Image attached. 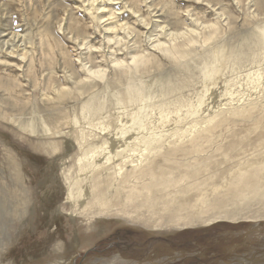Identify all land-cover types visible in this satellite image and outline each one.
I'll use <instances>...</instances> for the list:
<instances>
[{"label": "rangeland", "instance_id": "374dc122", "mask_svg": "<svg viewBox=\"0 0 264 264\" xmlns=\"http://www.w3.org/2000/svg\"><path fill=\"white\" fill-rule=\"evenodd\" d=\"M111 5L121 46L87 0H0V38L19 33L26 42L14 43L28 52L25 61L0 47V80L21 86L0 87V264H264V0H113L103 11ZM170 32L187 42L175 58L154 47L158 39L171 49ZM135 54L151 66L134 69ZM114 71L124 78L107 87ZM59 87L68 97L55 96ZM128 90L143 100L130 125L146 130L124 141L144 137L147 150L124 161L120 149L92 171L105 204L83 215L77 140L100 146L106 134L84 126L80 109L94 101L101 113L87 119L115 129L127 118L112 97ZM219 215L232 219L175 225Z\"/></svg>", "mask_w": 264, "mask_h": 264}, {"label": "bare ground", "instance_id": "6f19581e", "mask_svg": "<svg viewBox=\"0 0 264 264\" xmlns=\"http://www.w3.org/2000/svg\"><path fill=\"white\" fill-rule=\"evenodd\" d=\"M112 1L113 0H100L99 2H98V0H87V2H88V5H89V7H90V9H86V10H88V11H93V13H94V17H93V19L94 20H98L100 17H97V14L98 13H104L105 15H103V16H101V17H106V16H108L109 17V25H107V27H108V29H106L107 31H108V33H110L111 35H114L116 38V40L115 41H117L116 43H118L120 46L122 45V44H120V40L121 39H118L117 37V32L120 30V31H124L125 29H124V26L122 27V26H120V24H118L119 26H117L116 25V21H113L112 19L113 18H115V17H112V16H116L115 15V13L113 12L114 10H113V5H111L110 6V8H109V10L105 13V11H103L106 7H108V6H106V4H107V2H111L112 3ZM100 4V6H98V3ZM98 6V7H97ZM99 10H101V11H99ZM118 28H120V29H118ZM127 29V28H126ZM218 25L217 24H213V26H208V30L205 32V34L203 35L204 36V39H205V41H211L212 39H214V37H216V35H217V33H218ZM6 30V29H5ZM2 31V32H7L8 30H6V31ZM127 31H128V29H127ZM125 32V31H124ZM10 35H11V37H10V39L9 40H7L6 39V35L7 34H4L3 36H1V38H0V47H3V46H6L7 47V49H11L8 53H7V55L8 56H10V58L11 57H13V56H15V54L17 55V57L19 56L20 57V59H22V60H25L26 59V53H28V52H26V49H22V50H20V52H19V50H18V47L16 46V44L14 43V38H17V41H20L21 42V44H25V42H26V37H23V36H21L19 33L17 34V33H14V32H12V33H9ZM179 35H181V34H174V33H172V32H170V34L166 37L167 39V42L168 43H170V44H172V47H171V49L169 48V49H167V47H166V43H161V41H159L158 39H156L155 40V45H154V47L155 48H158V49H160V52H162L163 54H165V55H167L168 57L167 58H169V57H171V56H173L174 58H175V56H177V55H180L179 54V51L181 50V48H184V46H185V44L187 43V42H185V43H181V44H179V43H177L180 39H183V35L182 36H179ZM2 37H3V39H2ZM119 37H121V36H119ZM122 38V37H121ZM124 40V39H123ZM185 40H186V38H185ZM188 41V43L189 44H192V43H194V41H193V39H188L187 40ZM8 43H10V45H11V47L12 48H9L8 47ZM123 43V42H122ZM204 43V42H203ZM28 44H30V41H28ZM188 44V45H189ZM188 47V46H187ZM123 48V47H122ZM122 49H120V51H121ZM19 53H20V55H19ZM222 55V54H221ZM6 56V55H5ZM7 57V56H6ZM16 57V56H15ZM8 58V57H7ZM28 58H31V57H28ZM116 58V57H115ZM32 59V58H31ZM92 60V59H91ZM2 61H4L3 59H2ZM26 61V60H25ZM150 61L151 60H149V59H147L145 56H139V55H132L131 56V64H133L132 65V67L134 68V69H137V68H141L142 70L143 69H147L146 67H148V65L150 64V66H151V64L152 63H150ZM6 62V61H5ZM29 62H31L30 60H29ZM88 62H90L89 60H88ZM7 63V62H6ZM10 63V62H9ZM8 63V64H9ZM91 63V62H90ZM114 64H113V68L115 67L116 68V66H119V67H122L123 68V72H122V74L124 73L125 74V72L127 71V69L130 67H126L125 65H126V62H123L122 60H116L115 59V61L113 62ZM30 64V63H29ZM89 66V65H88ZM5 67V66H4ZM3 67V68H4ZM85 66L84 65H82V68H83V71H86V74H87V76L89 75L90 77H94L95 79H99V80H105V72L106 71H104V70H102V69H99V68H93V66H90V67H87V65H86V67L87 68H84ZM125 68H127L126 70H125ZM130 69V68H129ZM4 70V69H3ZM2 70V71H3ZM122 70V69H121ZM125 70V71H124ZM216 70H217V67H216ZM131 71H133V70H131ZM215 71V70H214ZM70 72V71H69ZM117 71H114V76H112L111 77V80L109 79V77H108V79H107V81H106V83H105V85L107 86V87H110L111 85L113 86V84L116 82H114V78H115V80H119L120 81V79H122V78H124V77H122L123 75L120 73V74H118V73H116ZM129 72H130V70H129ZM134 72H135V70H134ZM126 73H128V72H126ZM136 73V72H135ZM52 75V74H51ZM71 75V74H70ZM87 76H85L86 77V79L87 80H89L88 78H87ZM127 76V75H126ZM34 77V76H33ZM50 78H53V77H51V76H49ZM84 77V78H85ZM72 78H73V76H72ZM71 78V79H72ZM34 79H35V77H34ZM73 79H75V78H73ZM72 79V80H73ZM126 80V79H125ZM124 80V81H125ZM13 81H15V80H13ZM36 81V80H35ZM47 81H48V78H47ZM85 82H86V80H84ZM91 81V80H90ZM72 82H74V80L72 81ZM80 82V81H79ZM78 82V84H85L84 82H80L79 83ZM15 83V82H14ZM14 83H10L9 81H4V80H0V87H2V88H4V89H6L8 92H13L14 91V89L16 90L17 89V91L19 92V90H21L20 88H21V86H20V88L18 89L16 86L18 85H15ZM75 83V85H77V83L76 82H74ZM87 83V82H86ZM117 83V82H116ZM120 83H122V82H120ZM32 84V83H31ZM35 84V83H34ZM49 83H47V85H48ZM118 84V83H117ZM129 84H131L130 82H129ZM36 85V84H35ZM50 85V84H49ZM74 85V84H73ZM74 85V86H75ZM82 85V86H83ZM115 85V84H114ZM119 85V84H118ZM253 85H256V84H253ZM45 86H46V84H45ZM50 87V86H49ZM56 87V86H55ZM84 87V86H83ZM87 87V86H86ZM86 87H84V88H86ZM114 87V86H113ZM54 88V87H53ZM63 88V87H62ZM131 88V87H130ZM75 89V88H74ZM54 90V89H53ZM66 90V89H65ZM106 90H107V88H106ZM64 90L63 89H60V87L59 88H57V90H55V96H56V94L57 95H61L62 97L61 98H59V99H64V98H66V97H68L67 95H65V94H62V92H63ZM69 91V90H68ZM74 91V90H73ZM83 91V90H82ZM79 92V91H78ZM107 92H108V90H107ZM106 92V93H107ZM15 93H16V91H15ZM120 93H122V92H120ZM11 94V93H10ZM10 94H9V96H10ZM13 94V93H12ZM19 94V93H18ZM69 94V93H68ZM73 94V93H72ZM78 94H80V93H78ZM111 94V93H110ZM109 94V95H110ZM113 94V93H112ZM111 94V95H112ZM123 94V93H122ZM76 95V94H75ZM82 96H83V94H81ZM121 95V94H120ZM120 95H118V94H115V96H113L112 97V101L114 102V105L116 106V109L115 110H121L124 114H123V117H126L127 118V121H125V123L124 124H121L122 122V120L120 121V123L118 122H116V119H115V122H116V127H115V129H110V128H108V127H106L102 122L101 123H98V124H94L93 122L94 121H96V120H92V119H87V117L88 116H90L91 118L92 117H94V116H96V115H98L99 113H101L100 112V106L101 105H99V104H95L94 103V101H92V100H88V101H86V103H84L83 105H82V107H81V109H80V112H81V116H82V120H84V126H87V127H89V128H91V129H95V131H100V132H104V134H106V137H104V142H102L101 143V145L100 146H96V145H94V144H92V143H89V142H87V141H84V139L83 138H81V141L80 140H77V143L79 144V148H80V150H81V154H80V156L78 157V160H77V163H78V168H79V176H78V179L75 181V187H77V190H78V196H77V201H83L81 204L83 205V207L81 208L82 209V211H81V214H83V215H86V216H88V213H89V211H91V208H92V205L93 204H100V205H104L100 200H98V197L96 196V194L95 195H93V191H95L94 189H96L95 188V186L94 185H92V184H90V181H94L95 180V177L93 176V174H92V171L93 170H102V169H104V166H106L107 164H109V163H112L113 162V160L116 158V157H118V154H119V150L120 149H122V151H123V154H121V156H123L124 155V157H122V159H124V161L128 158V156L130 155V154H136V153H140V154H142V152H145L146 150H147V147H148V143H146V140L144 141L143 139H144V137H136L135 138V141H131L130 143H127L128 141H124V138L125 137H127V136H130V132H132V131H134L135 129H136V132L138 131V133H140V132H144V130H146V127L145 126H141L140 124L141 123H137V125L138 126H136L135 125V123L134 124H131V125H135L137 128H135V126L134 127H132L131 125H130V123H133V121L135 120V117L137 116L136 114L137 113H135V111L133 112V111H131L132 110V106L133 105H138V103H140L139 101L141 100V96H142V91H139V90H134V91H130V90H128L127 92H125L124 93V95H122V96H120ZM15 95H13V97H14ZM19 96V95H18ZM17 96V97H18ZM45 96V95H44ZM48 96V95H47ZM46 96V97H47ZM81 96V97H82ZM50 97V96H49ZM19 98V97H18ZM18 98H17V100H18ZM43 98H45V97H43ZM48 98V97H47ZM47 98H45V99H47ZM76 97L75 96H73V97H70V100L71 99H75ZM15 99V98H14ZM49 99V98H48ZM47 99V100H48ZM143 99V98H142ZM20 100V99H19ZM35 100V99H34ZM81 100V99H80ZM22 101V100H21ZM76 101V100H75ZM141 101H143V100H141ZM18 102H20V101H18ZM25 102V101H24ZM27 102V101H26ZM81 102V101H80ZM85 102V101H84ZM14 103V102H13ZM110 103H112V102H110ZM142 103V102H141ZM150 103V102H149ZM15 104V103H14ZM18 105V104H17ZM103 106V105H102ZM142 106V105H141ZM17 107V106H16ZM143 107V106H142ZM31 108H32V106H31ZM102 108V107H101ZM135 108H137L136 106H135ZM134 109V108H133ZM18 110V109H17ZM137 110H140V105H139V108L137 109ZM136 110V111H137ZM148 110V109H147ZM99 112V113H98ZM117 112V111H116ZM138 112V111H137ZM98 113V114H97ZM148 113V112H147ZM121 114V113H120ZM100 115V114H99ZM98 115V116H99ZM118 115V114H117ZM139 115V114H138ZM120 116V115H119ZM118 117V116H117ZM145 117V116H144ZM22 118V117H21ZM166 118V120H171L169 117H165ZM180 118V117H179ZM178 118V119H179ZM102 119V118H101ZM163 120V116H162V114L160 113V117H159V120L158 121H162ZM138 121H139V119H138ZM137 121V122H138ZM142 121H143V118H142ZM68 123V125H69V121H67ZM174 122V120H171V123H173ZM78 123V125H81V124H79V121L77 122ZM45 124V123H44ZM130 126V127H129ZM27 128H28V130H30L31 132H33V133H35V132H37V130H35V128L32 126V123H29V125L28 126H26ZM45 126H43V128H44ZM129 127V128H128ZM23 128V127H22ZM159 128H161V126L160 127H158V128H154L153 130H156V129H159ZM25 129V128H24ZM132 130V131H131ZM48 131L49 130H47L46 128L45 129H43V134L44 133H48ZM136 132H135V134H136ZM58 133V132H57ZM81 133V132H80ZM86 134H87V132H86ZM83 136V133H81V137ZM85 136V135H84ZM141 136V135H140ZM143 136V135H142ZM112 137H114V139L116 140V142H117V147L116 148H113V142H111V140L113 139ZM132 137V136H131ZM77 139V138H76ZM86 139V138H85ZM132 139V138H131ZM181 139V138H180ZM134 140V139H133ZM159 138H157V135L155 134L154 135V137L153 138H150V141H154L155 143H158L159 142ZM182 140V139H181ZM84 141V142H83ZM122 168H121V166L120 165H117V171H115L114 172V175L115 176H117V175H120L121 173H122ZM150 177H151V179H153L154 181H152V183L151 184H153L154 186H156V184H155V176H153V175H151V174H148ZM87 186H88V188H87ZM77 209H79V206L77 207ZM106 212V213H108V211H106L107 209H102V210H100L99 212H97V214H99V215H103V214H105L104 213V211ZM103 211V212H102ZM92 212V211H91ZM91 214H93V212L91 213ZM122 214H125V213H122ZM126 215V214H125ZM221 218H227V219H232V218H230V217H228L227 215H219V216H214V217H210V218H207V219H204V220H202V219H196V221H194L193 219H190V220H187V219H182V220H180V222H178V223H176L175 225H182V226H189L190 224H193V222H200V223H206V224H212V223H215V222H218L219 220H221ZM197 220H199V221H197Z\"/></svg>", "mask_w": 264, "mask_h": 264}]
</instances>
